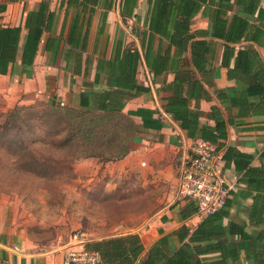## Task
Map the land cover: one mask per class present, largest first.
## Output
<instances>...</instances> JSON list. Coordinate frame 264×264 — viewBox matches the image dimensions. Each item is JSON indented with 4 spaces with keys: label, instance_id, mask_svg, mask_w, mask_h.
Returning a JSON list of instances; mask_svg holds the SVG:
<instances>
[{
    "label": "trees",
    "instance_id": "1",
    "mask_svg": "<svg viewBox=\"0 0 264 264\" xmlns=\"http://www.w3.org/2000/svg\"><path fill=\"white\" fill-rule=\"evenodd\" d=\"M110 3L114 0H109ZM138 0H121V16L131 17ZM260 0H148V15L145 22L147 30L142 33L141 46L145 61L155 77H165L173 73L175 79L172 83H164L161 90L169 93L164 97L163 108L179 127L188 132L198 133V139L210 142L224 151V168L234 167L237 183L244 185L238 195L244 199L252 198L253 205L249 212V221L243 224L224 220L230 216L233 198L237 195L231 193L226 205L213 215L204 218L195 230L186 226L164 235L154 242L146 252V248L138 234L103 239L83 246L90 252L99 253L104 264H230L240 260L241 256H251L255 264H264V151L260 159V166H255V156L228 146V127L236 125L234 117L213 106L209 113L200 110L198 103L191 107L193 99L199 101L202 97L208 98V91L203 87L215 86L214 79L217 69L213 67L210 55L211 43L199 36L211 37L224 43L222 66L228 69V78L236 82V86L219 91L218 96L225 102L230 100L228 94L233 95L230 108L253 109L259 111L264 117V61L254 47L248 46L236 52L234 45L253 41L258 42L257 32L252 33L250 17L254 14ZM81 2L86 9L89 5L96 6L99 0H69V5ZM209 7L210 30L193 31V19L203 8ZM112 8L110 4L109 9ZM6 9L0 6V11ZM48 10L44 1L36 11L28 14L24 28L0 26V75L13 73L19 52H22L21 63L27 72L32 65L42 36L53 25V14L46 21L45 13ZM233 15L229 16V12ZM262 13V11L260 12ZM25 29L26 34L23 35ZM63 38V36H61ZM156 37H159L158 49L153 50ZM61 38V39H62ZM65 39V38H64ZM73 33L65 40L72 49H85L86 38ZM163 45H167L163 51ZM173 50V54H171ZM190 52V61L185 55ZM139 54L127 50L121 62V75L117 78L119 85L130 81L129 64L137 61ZM234 64L231 66V61ZM213 60V59H212ZM114 61H119L117 50ZM129 86V85H127ZM137 91H147L146 88L134 85ZM255 100V101H253ZM49 112L45 117L52 119L43 123L49 127L46 139H41L45 146L54 149L53 152H68L72 156L71 168L84 160L96 158L104 163L116 162L125 159L132 152V144L137 141V128L129 118L139 116L147 125L145 115L151 112L143 110L130 112L129 116L122 113L125 104L116 107H100V112L85 109L62 107L56 104H47ZM228 107V109H229ZM27 109L15 108L3 114L4 122L0 129L12 125L15 129L20 127L21 114ZM67 114H61V111ZM231 113V110H228ZM94 115L100 116L99 119ZM214 122L209 125L201 122V118ZM241 117V115L239 116ZM237 117V118H239ZM123 119L128 124L119 131L117 126L114 132L105 130L109 120ZM150 122L157 123L150 117ZM100 129L99 132L96 130ZM128 132L125 133V132ZM106 138L104 141L103 139ZM60 150H57V149ZM48 151H50L48 149ZM43 162H49L53 156L41 154ZM53 162V161H51ZM181 202V201H180ZM182 203V202H181ZM198 208L194 202L185 203L179 208V217L186 220L197 214ZM252 228L253 232H248ZM146 258H142L144 253ZM3 262L0 264H6Z\"/></svg>",
    "mask_w": 264,
    "mask_h": 264
},
{
    "label": "crops",
    "instance_id": "2",
    "mask_svg": "<svg viewBox=\"0 0 264 264\" xmlns=\"http://www.w3.org/2000/svg\"><path fill=\"white\" fill-rule=\"evenodd\" d=\"M44 1L48 5L45 13L46 21L50 14H53V25L48 32H44L32 65L26 67L28 69L26 75H16L15 70L13 73L0 75V85H3L1 101L9 109L20 104L23 95H27L29 98L45 99L46 104L54 103L62 107L83 108L94 112H100L101 106L116 107L118 104H125L120 113L125 116H129L130 112L149 111L152 113L151 116L144 114L147 125H144L142 117H129L137 128V141L132 144V152L120 161L108 163L98 161L97 163L104 167V178L109 181L117 173L121 175L122 172H127L129 164L135 173L141 174H144L146 167L152 169L158 166L167 177L172 176L168 178L171 180L174 177L172 172L175 165L179 164L180 168L182 167L186 156L200 139H198V133L182 130L163 108L162 99L169 97V93H164L161 88L165 82L172 83L175 75L168 73L165 77H155L145 61L147 39H145L144 50L141 46V38L142 33L147 30L145 22L149 9L148 0H138L132 16L125 20L120 12L121 0H114L111 3L109 0H99L98 5H89L86 9L81 7V2L70 6L69 0H5L0 3V6H6L4 11H0V26L24 28L28 14L38 10ZM110 4H112L111 9H109ZM209 12V7H204L196 15L193 19V31L208 32L210 30ZM233 13L230 11L229 16ZM250 23L251 32L258 34V42H242L234 47L237 52L239 49L252 46L264 61V0L258 2L254 14L250 17ZM71 33L80 37L82 41L86 38L85 49H72L67 45L65 40ZM25 34L24 29L23 35ZM199 38L211 43L210 58L218 72L213 88L203 83L204 89L208 91V98L202 97L199 101L193 99L191 107L195 108L198 103L201 111L209 113L213 106H217L225 116L229 114L236 118V125L228 127L229 138L226 143L243 153L254 155L253 164L260 166V156L264 151V117L259 111L253 109L246 111L239 107L230 108L232 94H228L230 100L222 102L218 96L219 91L236 86V82L228 78V69L222 66L224 43L203 35ZM158 41L159 37H156L154 51L158 49ZM166 47L167 45H163L162 50L164 51ZM117 50H119V61L115 62ZM127 50L131 53L136 52L139 58L130 63L127 68L131 80L127 79L126 84H122L124 80L121 78L120 84L117 85L116 80L122 71L121 60ZM21 57L20 51L14 69L24 71ZM185 57L190 61V52ZM233 64L234 59L231 61V66ZM134 85L146 88L147 91L136 92L132 89ZM17 88L21 94L15 97ZM228 107L231 113H228ZM150 117L157 120V123L150 122ZM201 122L214 125L213 121L205 117L201 118ZM92 159L76 164L74 172L77 173V167L94 161ZM149 171L152 172V170ZM225 176L231 184L236 183L237 195L233 198L230 216L224 220V225L229 222L248 223L253 200L252 198L244 199L238 195V192L245 190L246 187L237 183L238 178L233 166L225 168ZM184 205L185 203L182 202L177 209L169 208L162 218L143 227L139 232H128L112 237L138 234L147 252L149 247L164 235L182 226L195 230L201 223L203 219L196 214L186 220L180 219L179 208ZM248 232L252 233L253 229L248 228ZM14 240V232L6 230L5 223L0 220V263L3 262V258H6L4 261L6 264H61L62 256L44 254L37 256L22 253ZM146 252L142 256L144 259L147 257ZM230 264H255V262L251 256H241L240 260Z\"/></svg>",
    "mask_w": 264,
    "mask_h": 264
},
{
    "label": "rangeland",
    "instance_id": "3",
    "mask_svg": "<svg viewBox=\"0 0 264 264\" xmlns=\"http://www.w3.org/2000/svg\"><path fill=\"white\" fill-rule=\"evenodd\" d=\"M14 70L19 76L28 72ZM2 90L1 84L0 97ZM20 94L17 88L14 96ZM47 106L45 99L23 95L20 104L8 109L0 98V117L15 108L27 109L18 129L12 125L0 129V220L6 230L14 232V242L22 253L62 256L71 248L139 232L169 208L180 206L179 164L171 180L158 166L146 167L141 174L129 164L127 172L117 173L109 181L96 158L74 172L68 152L59 148L53 152L41 141L49 132L43 122H52L45 117L50 111ZM127 124L123 119L109 120L104 128L114 132L118 126L121 131ZM42 153L53 159L43 162Z\"/></svg>",
    "mask_w": 264,
    "mask_h": 264
},
{
    "label": "built area",
    "instance_id": "4",
    "mask_svg": "<svg viewBox=\"0 0 264 264\" xmlns=\"http://www.w3.org/2000/svg\"><path fill=\"white\" fill-rule=\"evenodd\" d=\"M224 151L216 145L199 140L186 156L180 169L179 197L184 203L194 202L197 214L204 219L222 209L236 183L231 184L225 176ZM61 264H104L99 253L90 252L83 246L63 253Z\"/></svg>",
    "mask_w": 264,
    "mask_h": 264
}]
</instances>
